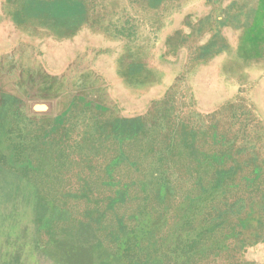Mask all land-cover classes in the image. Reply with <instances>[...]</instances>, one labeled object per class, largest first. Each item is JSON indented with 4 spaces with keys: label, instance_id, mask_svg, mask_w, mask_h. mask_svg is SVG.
<instances>
[{
    "label": "rangeland",
    "instance_id": "374dc122",
    "mask_svg": "<svg viewBox=\"0 0 264 264\" xmlns=\"http://www.w3.org/2000/svg\"><path fill=\"white\" fill-rule=\"evenodd\" d=\"M0 264H264V0H0Z\"/></svg>",
    "mask_w": 264,
    "mask_h": 264
}]
</instances>
